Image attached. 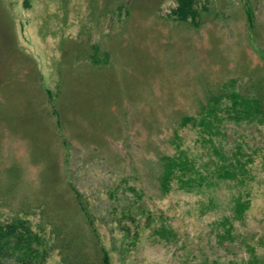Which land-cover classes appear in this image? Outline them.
Wrapping results in <instances>:
<instances>
[{
    "label": "rangeland",
    "instance_id": "rangeland-1",
    "mask_svg": "<svg viewBox=\"0 0 264 264\" xmlns=\"http://www.w3.org/2000/svg\"><path fill=\"white\" fill-rule=\"evenodd\" d=\"M195 1L192 26L169 18L172 0H0V223L27 220L44 264H62L56 230L72 264H99L71 187L113 264H264L262 118L179 127L233 91L264 108V0ZM177 144L199 177L162 195Z\"/></svg>",
    "mask_w": 264,
    "mask_h": 264
},
{
    "label": "trees",
    "instance_id": "trees-1",
    "mask_svg": "<svg viewBox=\"0 0 264 264\" xmlns=\"http://www.w3.org/2000/svg\"><path fill=\"white\" fill-rule=\"evenodd\" d=\"M172 1L174 2V7L169 13V18L176 22H189L192 26H195L193 20L199 17V10H197L196 1ZM247 16L249 24L248 27L250 30L253 27V20H251V16L253 19V14L249 9H247ZM223 98H228V100L231 102L230 106L227 107L226 110L224 109L223 105H220L219 103ZM210 102H212V104L211 107L207 109L206 115L203 114L201 118H198V120L193 116L184 117L182 121H180L179 127H185L188 124H196L199 127L209 128L213 125V122L220 123L221 118H217V112L230 113V118L226 119L235 122H238L242 119H246L248 121H257V118L255 117H259L262 118L259 120V122L264 124V108L262 107L263 100H261L259 97L247 98L233 91L229 94H222L220 96L212 97L209 103ZM202 109L205 110L206 106H203ZM208 115H211L213 118H207ZM207 130L211 131V128ZM175 147L176 152L173 155H162L159 158L161 172L157 177V181L159 183V189L162 195H167L170 192L172 182H176L179 187L181 186L182 188H191L193 185H195L199 177V175H196L197 171L193 160L190 159L183 150L179 149V144H177ZM233 175L234 172L228 170V168L223 167L218 170V176L221 178H233ZM71 190L74 193L79 209L92 233L93 239L98 246L100 254L99 264H113L109 253L98 243L92 214L84 205L83 199L79 192H77L74 187H71ZM246 205L247 204L245 203L238 204L237 213L241 214ZM136 211L141 212V207L138 206ZM134 215L135 212H131L130 209H128L126 212H122L118 223L120 225V231H122L124 235H126V233H130V228L126 223L124 224L123 222L125 220L128 222H134ZM135 232L138 233L137 230H135ZM54 233L56 241L60 243L57 248L61 251L60 255L62 264H72V261L69 260V252L73 251L71 248L72 245L69 235L65 234L64 236L62 233L57 232V230L54 231ZM152 234L157 236L158 239L160 238L161 240L167 242L173 241L176 238L175 234L163 225L154 227ZM50 249L51 246L48 244L45 237L38 234L37 232H34L27 220L16 218L6 223H0V264H7L10 261L16 264H44L48 258ZM78 261L86 264V262L83 260ZM213 264L220 263L214 262ZM247 264L263 263H259L257 258H255L254 260L249 261Z\"/></svg>",
    "mask_w": 264,
    "mask_h": 264
}]
</instances>
